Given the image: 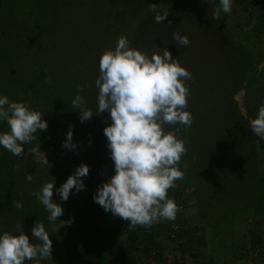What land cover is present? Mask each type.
Instances as JSON below:
<instances>
[{
    "label": "rangeland",
    "instance_id": "374dc122",
    "mask_svg": "<svg viewBox=\"0 0 264 264\" xmlns=\"http://www.w3.org/2000/svg\"><path fill=\"white\" fill-rule=\"evenodd\" d=\"M132 2L0 0V96L25 102L30 109L44 113L42 119L49 125L46 131L36 133L32 144L24 146L23 157L14 158L8 152L4 159L5 148L0 146V162L6 161L0 168V189L11 185L14 199L24 205L20 213H15L16 208L10 212L11 228H15V217L29 236L38 221L44 224L53 241V252L52 259L40 264L83 261L76 233L82 213L91 207L93 175H100L101 166L102 185L115 175V168L104 135L110 114H94L82 123L72 100L83 88L79 94L95 113L100 57L106 50L114 49L124 30L136 23L120 17L144 11L140 37H130L134 43L130 46L149 55L167 47L192 74L186 83L190 88L187 110L192 113L193 123L191 127H181L179 133L180 138H187V154L180 165L185 174L173 188L179 191L183 185L190 187L183 190L184 210L179 222L184 231L171 238L173 220H161L150 228H129L130 222L126 221L115 238L114 229L108 225L118 224L119 217L105 211L107 224L101 230L108 244L104 241L97 249L92 264H110L109 250L113 264L134 255L141 258V264H264V138L257 137L250 127V121L264 105V0H232L231 12H221L225 24L212 19L219 0H136L140 6ZM153 3L168 9L164 23H156L155 13L145 11ZM130 29L135 34L136 29ZM227 29L237 33V45L228 41L223 33ZM174 32L188 36L190 44L179 48L173 40ZM247 51L251 52L252 63L249 61L248 79H243L242 67L248 66ZM236 117H242L247 126L237 123ZM70 126L76 150L62 147ZM174 127L177 126H166V131ZM0 130H9L6 122H0ZM37 143H41L52 167L39 166L27 153ZM81 164L90 168L89 175L83 178L86 188L79 193L73 189L69 199L62 201L56 189ZM29 174L33 177L31 182L27 180ZM54 179L53 200L64 208L59 219H72L70 226L61 228L59 219L49 221V213L33 195ZM207 194L219 203L216 213L211 196L205 198L207 205L199 201ZM8 204L6 198L0 197V205ZM210 207H214L213 223L206 216ZM130 235L138 237L131 252L127 249ZM148 240L157 243L150 245Z\"/></svg>",
    "mask_w": 264,
    "mask_h": 264
},
{
    "label": "clouds",
    "instance_id": "9594fccd",
    "mask_svg": "<svg viewBox=\"0 0 264 264\" xmlns=\"http://www.w3.org/2000/svg\"><path fill=\"white\" fill-rule=\"evenodd\" d=\"M232 0H219L213 10L212 19H221V12L230 13ZM155 13V22L164 23L169 15L166 7L150 5ZM171 24V21H169ZM175 44L181 48L190 44V39L179 32L173 33ZM159 48V47H158ZM191 72L174 58L167 47L149 55L130 46L126 36L121 35L114 49L106 50L99 60V75L95 80L97 108L95 113L79 92L72 100L82 123L93 115L110 114V123L104 128L107 148L114 163L115 175L98 187L93 196L106 212L130 222L129 228L137 226L150 228L161 220H175L178 205L168 192L175 188L176 181L183 179L182 157L187 154V138H180L181 127H191L192 113L188 109L190 88L187 81ZM44 113L30 109L25 102L10 101L0 96V122H6L8 131L0 132V146L14 156H25V145L37 139L39 130H47ZM166 126H177L166 131ZM250 127L257 137L264 138V105H261ZM74 131L70 126L62 147L76 150ZM259 144V141H257ZM39 166L50 164L41 143L28 148ZM17 167H19L17 165ZM186 168L187 165L185 164ZM87 164L79 165L74 174L56 189L62 201H67L75 189L76 193L86 188L83 178L89 175ZM32 175L27 176L31 182ZM55 179L45 183L33 195L49 213L47 219L58 220L64 213L61 204L53 200ZM16 209H23L22 202L13 199ZM60 220V219H59ZM62 227L70 226L72 219L62 221ZM19 235L5 231L0 235V264H25L26 261L52 259L53 241L41 222L31 229V236L24 233L23 224L15 226ZM32 238H35L33 242Z\"/></svg>",
    "mask_w": 264,
    "mask_h": 264
},
{
    "label": "trees",
    "instance_id": "16d2710c",
    "mask_svg": "<svg viewBox=\"0 0 264 264\" xmlns=\"http://www.w3.org/2000/svg\"><path fill=\"white\" fill-rule=\"evenodd\" d=\"M132 3L134 5H136V6H140V4H138L136 2V0H133ZM145 11L146 12L150 11V6H148L147 9H145ZM143 13H144V11L142 13H135V12L131 13V12H129L128 14L126 13L124 16L120 17L121 19H123L125 21L128 18L129 19L128 22L131 23V24L133 22H136L135 24L133 23L134 25H131L127 30H124V32H125L124 36L129 38L128 40L130 41V44L133 43V41H131L130 37H135V36H136V38L140 37L138 35L139 34L138 32L141 29L140 24L146 18L143 15ZM220 20H221V23L225 24V19L224 18L223 19L221 18ZM132 27H133V30L136 29L135 34H134V32H133V34L130 33L132 31L130 28H132ZM223 33L225 34L226 37H228V41L229 42L231 41L230 43L233 44L232 41L236 42L238 35H237V33L235 31H233L231 29H227L226 31L224 30ZM127 34H130V36H127ZM140 41H141L142 44H144L143 46H147V44L143 43L142 40H140ZM240 44L241 43H239V47H240ZM234 45H237V42L234 43ZM241 50H242V54H243L244 49H241V47H240V51ZM246 54L248 55L247 56L248 66L247 67H245V66L242 67L244 69V73L242 75L243 79H248V71L251 68V67H249V61L252 63L251 52L247 51ZM45 77H47V79H51L48 74H46ZM235 109L237 110V106H236V108H234V112H235ZM236 118H237L236 119L237 123L242 124L244 128L247 126L245 124V122H243L242 117H240L241 118L240 120H239L238 117H236ZM0 132H3V130H0ZM97 145H99V143H97ZM3 152H4L3 153V158L6 159L7 156H5V155H8L9 151L6 150V149H3ZM74 156L76 158L77 155L74 154ZM13 157L15 158L16 156L13 155ZM256 159H257V157H256ZM3 161H4V163L6 162L5 160H3ZM97 161L100 162L101 159L99 160V158H98ZM8 162L9 163L13 162V160H9ZM247 162H248V160H247ZM4 163H2V161L0 162V168H1L2 164H4ZM6 164L8 165V163H6ZM96 165L98 166L99 164L97 163ZM242 165L246 167V163L245 162ZM9 166H10V164H9ZM257 166H258V162H257ZM3 168H4V166H3ZM255 169H256V167L254 168V171H255ZM99 174H100L99 176L101 177V175H102L101 166H100V173ZM0 175H1V177L3 176L1 173H0ZM94 175H93V181H92V194H91V198H90L91 207H90V209H88V210H86V211H84L82 213V217H80V219H81L80 220V223H81L80 224V228H79V226H77L79 228V230H77V233H76L77 234L76 241L78 243L77 244L78 251H79V253H81L80 251H83V253H81L83 261L80 262V264H92L93 260H94V257H95V253H97V249L103 245L104 241L106 242L105 243L106 245L108 244L106 236L104 238L103 229L101 230V228L107 224V220L104 218L105 210L98 203L94 202V199H93V196H94V194L97 191L96 189H98V187L101 186V181H99V180L102 177L99 178L98 175L94 177ZM251 176H253V175H251ZM252 178H255V177L253 176ZM3 179H4V177H3ZM183 187H184V189L185 188H190V187L184 186V185H183ZM13 188L14 187L9 185L7 187V189L6 188L5 189H0V197L3 196V198H6L8 200V202H9L8 206H6V207H4L3 205H0V235H2L3 232H5V231L12 232L15 235L18 234V232L17 233L15 232V228L14 227L11 228V226H12L11 225V223H12L11 222L12 214H10V212L12 211V209H14V207L12 205V201H13L14 195H15L14 192L12 191ZM256 188H258V187L256 186ZM184 189L179 190V191L178 190L174 191V189H170L169 192H168V195H169L170 198L174 199L175 202L179 201V202L182 203L183 201H185L184 199L182 200L183 196H185L184 195V191H183ZM210 196H211V199H213L212 201H214V203H215V204H213L214 207H215V210H214V207H210V209L208 210L206 216L208 217L209 223H213L214 222V218H213V216H211V210H214L215 213H216L217 212V207L216 206H218L219 203H218L217 199L215 200L212 197L213 195H210ZM210 196H208V194H207V195H205V197L203 196V197L199 198L200 203L204 202V204L207 205V203H205L207 199H205V198H210ZM214 196H215V194H214ZM210 206H212V205H210ZM240 208H241V206H240ZM20 211H21L20 209H15V213H20ZM117 219H118L117 221L119 222L118 224L116 222H112L111 226L108 225L109 227H111L110 228L111 230L114 229V232L112 233V235H115V238L117 237L118 232L120 231V229L122 228V226L126 222L125 220H123L121 218H117ZM16 220H17V218L15 217L14 220H13V225H15V226L17 224ZM183 229H184V227H182L181 230L184 231ZM115 238H114V241H115ZM129 240H130L131 244H130V246H128L127 249H128L129 252H131V251L134 250L132 247H133V244L138 241V237L134 236V235H130ZM95 242H96V244H95V248H94V243ZM147 243L150 244V245H153V244L156 245L157 242L155 240H153V241H149L148 240ZM112 245L113 244H111V247H110L111 249H112ZM147 247L148 246H146L145 248H147ZM109 252H110V254H109L110 255V260H109V262H110V264H113L112 258H111V250H109ZM140 259L141 258L139 256L134 255V256H130V257L126 258L125 261L120 263V264H141V263H139ZM26 263H27V261L25 262V264Z\"/></svg>",
    "mask_w": 264,
    "mask_h": 264
},
{
    "label": "built area",
    "instance_id": "2783aa9c",
    "mask_svg": "<svg viewBox=\"0 0 264 264\" xmlns=\"http://www.w3.org/2000/svg\"><path fill=\"white\" fill-rule=\"evenodd\" d=\"M176 204L178 205L180 211H178L175 220H173L170 223V231H169V233H170L171 238H176V235L182 229V224L179 221L181 219L180 217H182L181 213L184 210V205L181 202H179V201Z\"/></svg>",
    "mask_w": 264,
    "mask_h": 264
}]
</instances>
